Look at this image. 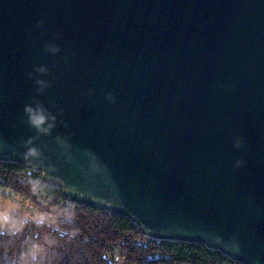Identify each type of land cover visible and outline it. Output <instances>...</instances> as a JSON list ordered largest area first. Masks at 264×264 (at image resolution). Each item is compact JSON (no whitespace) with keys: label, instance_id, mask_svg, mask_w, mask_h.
<instances>
[{"label":"water","instance_id":"obj_1","mask_svg":"<svg viewBox=\"0 0 264 264\" xmlns=\"http://www.w3.org/2000/svg\"><path fill=\"white\" fill-rule=\"evenodd\" d=\"M0 162L264 264V0H0Z\"/></svg>","mask_w":264,"mask_h":264},{"label":"trees","instance_id":"obj_2","mask_svg":"<svg viewBox=\"0 0 264 264\" xmlns=\"http://www.w3.org/2000/svg\"><path fill=\"white\" fill-rule=\"evenodd\" d=\"M1 189L24 201L27 210L14 214L27 223L0 234V264H25L33 246L38 264H241L198 244L145 238L126 217L67 201L13 163L0 162Z\"/></svg>","mask_w":264,"mask_h":264},{"label":"clouds","instance_id":"obj_3","mask_svg":"<svg viewBox=\"0 0 264 264\" xmlns=\"http://www.w3.org/2000/svg\"><path fill=\"white\" fill-rule=\"evenodd\" d=\"M30 114V122L37 127L40 131H47L41 126L45 122V116L42 113L34 112L31 108L26 109ZM37 150L32 148L27 153L28 156H35ZM16 212V204L11 201L4 200L0 197V234L6 231L12 234L17 233L27 223V218H19L14 213ZM39 248L33 246L28 252L25 253V264H38L39 261Z\"/></svg>","mask_w":264,"mask_h":264},{"label":"rangeland","instance_id":"obj_4","mask_svg":"<svg viewBox=\"0 0 264 264\" xmlns=\"http://www.w3.org/2000/svg\"><path fill=\"white\" fill-rule=\"evenodd\" d=\"M0 197H3L4 200H6V201H11V202L15 203L16 204V212H18L19 209H25L26 208V210H27V206L24 203V201L21 200L20 198H18L17 196L10 194V192H8V191L1 189L0 190ZM29 213H31V212H29Z\"/></svg>","mask_w":264,"mask_h":264}]
</instances>
